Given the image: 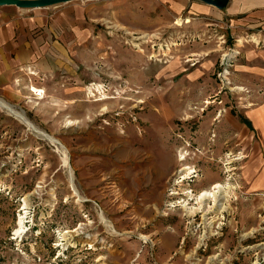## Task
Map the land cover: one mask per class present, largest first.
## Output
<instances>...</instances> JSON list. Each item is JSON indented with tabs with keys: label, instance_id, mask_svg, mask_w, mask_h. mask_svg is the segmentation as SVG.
<instances>
[{
	"label": "rangeland",
	"instance_id": "obj_1",
	"mask_svg": "<svg viewBox=\"0 0 264 264\" xmlns=\"http://www.w3.org/2000/svg\"><path fill=\"white\" fill-rule=\"evenodd\" d=\"M72 5L94 29L85 46L94 65L85 71L106 97L84 96L83 118H63L57 131L44 128L55 118L47 109L13 107L63 147L67 165L52 143L0 109V264H264V204L256 197L253 213L242 174L256 137L238 129L252 132L243 112L264 107V80L241 67L243 46L264 40L167 17L161 4L138 29L122 22L112 0ZM109 132L130 140L133 152L112 174L98 150ZM153 140L174 164L157 180L144 167ZM183 166L191 173L178 182ZM214 183L228 195L221 213L196 200Z\"/></svg>",
	"mask_w": 264,
	"mask_h": 264
},
{
	"label": "crops",
	"instance_id": "obj_2",
	"mask_svg": "<svg viewBox=\"0 0 264 264\" xmlns=\"http://www.w3.org/2000/svg\"><path fill=\"white\" fill-rule=\"evenodd\" d=\"M159 4L167 17L170 14L176 17L184 15L193 24L217 25L225 29L230 37L245 39L253 36L264 40V0H228L223 10L200 0H112V6L122 8L115 14L122 16V22L132 29L151 25L155 7ZM86 21L73 5L61 4L36 9L0 7V99L25 111L29 107H38L40 111L47 109L50 115H55V118L49 120V126L44 127L50 130H59L63 118L71 119L72 123L80 121L85 109L84 102H87L84 100V86L90 82V75L85 70L94 65L85 47L94 29ZM241 61L242 71L249 74L248 71L254 69L257 73L254 78L264 80V46L256 48L250 44L244 45ZM26 67L37 72L38 77L26 76ZM27 78L44 91L43 100L25 101L26 98H32L24 89ZM16 79L20 80L19 86L14 83ZM243 113L253 128L251 132L246 125H240L242 129L238 128L239 133L249 140L250 134L256 137V145H251L250 141L248 143L254 152L245 161L242 172L247 192L252 196L249 206L255 213L253 204L258 199L256 197H259L261 205L264 204V107L248 109ZM147 119L154 130L158 129L159 122L155 123L157 120L153 112H150ZM64 125L69 128L74 124ZM108 136L113 139H104L103 143L99 141L98 150L101 168L112 174L121 167L122 161L130 159L133 152L130 140L127 144L116 136V132L113 135L109 132ZM146 151L151 155V160L144 167L148 173L155 174V180L161 177L163 171L172 172V155L165 151L161 141L153 140ZM150 183L154 184V180Z\"/></svg>",
	"mask_w": 264,
	"mask_h": 264
},
{
	"label": "bare ground",
	"instance_id": "obj_3",
	"mask_svg": "<svg viewBox=\"0 0 264 264\" xmlns=\"http://www.w3.org/2000/svg\"><path fill=\"white\" fill-rule=\"evenodd\" d=\"M188 22V20H186V23ZM177 25H180V21L177 20L176 21ZM182 25V24H181ZM0 109L5 110L6 112H8L9 115L19 119L27 128L34 130L39 136H41L43 139L49 141L50 143H52L57 152L61 153L62 155V162L64 165H67V159L65 156L64 151L62 150L63 147L51 136L45 134L44 132H41L39 130H37L36 128H34L31 123L28 121V119L26 118L25 114L23 112L20 111H16L12 106H10L8 103L0 100ZM36 134V135H37ZM179 160H184L183 156H180ZM180 172H184L185 174H182L180 176V180L178 182H182L185 178L186 175L190 174V169L186 166H183L180 169ZM71 177H72V172H70ZM226 187L223 186L220 183H214L212 184L208 190H202L198 196L196 197V200L199 202L200 206L199 208L204 210L205 207L207 206V202L211 201L213 203V205L215 206V208L217 209V213H221L223 212L227 207H226V201L228 198L227 195V191L225 189ZM229 194V193H228ZM182 207H184L186 209V211L190 214H193L195 212H197L199 209H195V208H187L186 204H183ZM208 212H211V210H209ZM213 222V221H212ZM212 222H209V226L208 228L210 229V225ZM22 222L20 219L19 222V229L16 231L17 234L21 233L22 230Z\"/></svg>",
	"mask_w": 264,
	"mask_h": 264
},
{
	"label": "built area",
	"instance_id": "obj_4",
	"mask_svg": "<svg viewBox=\"0 0 264 264\" xmlns=\"http://www.w3.org/2000/svg\"><path fill=\"white\" fill-rule=\"evenodd\" d=\"M22 71V70H21ZM25 75L31 78H37L38 73L35 72L32 68L26 67L25 68ZM19 79H16L14 83L19 86ZM27 85L24 87L30 94L31 99H27V101L33 100L35 102L41 101L45 98L44 91L40 88H37L35 84L31 82L30 79L27 78L26 80ZM106 90L104 89V84H96V83H88L84 90V96L87 100H100L103 97H106L105 94ZM31 102V101H30Z\"/></svg>",
	"mask_w": 264,
	"mask_h": 264
},
{
	"label": "water",
	"instance_id": "obj_5",
	"mask_svg": "<svg viewBox=\"0 0 264 264\" xmlns=\"http://www.w3.org/2000/svg\"><path fill=\"white\" fill-rule=\"evenodd\" d=\"M73 0H0V7L15 6L20 9L46 8L69 3ZM201 2L213 6L218 10H223L228 0H200Z\"/></svg>",
	"mask_w": 264,
	"mask_h": 264
}]
</instances>
